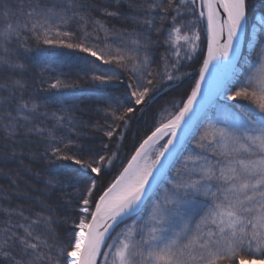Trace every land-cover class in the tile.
Here are the masks:
<instances>
[{"label":"snow or ice","instance_id":"6c2138e0","mask_svg":"<svg viewBox=\"0 0 264 264\" xmlns=\"http://www.w3.org/2000/svg\"><path fill=\"white\" fill-rule=\"evenodd\" d=\"M255 7V0H0V165L16 164L0 168L9 184L0 186V264H264V15L249 37ZM33 40L71 50L58 54L72 57L77 75L101 93L94 111L103 123L63 108L41 111L48 105L28 93L27 74L49 51L29 55ZM197 54L190 92L160 106L138 146L118 157L132 114L182 87L191 73L181 69ZM112 84L120 95L106 94ZM71 86L59 78L49 85ZM89 127L116 136V149L82 142ZM33 139L49 165L47 200L20 187H31L26 175L39 176L23 164ZM13 197L40 210L13 205Z\"/></svg>","mask_w":264,"mask_h":264},{"label":"trees","instance_id":"16d2710c","mask_svg":"<svg viewBox=\"0 0 264 264\" xmlns=\"http://www.w3.org/2000/svg\"><path fill=\"white\" fill-rule=\"evenodd\" d=\"M255 2L256 7L250 12L251 26L257 22L256 16L258 14H264V0H255ZM111 23H115L117 26H119L122 22L113 20ZM162 38L163 36L161 35V39ZM30 43L32 45L33 52L29 55H33L36 52L37 47L48 48L49 51L47 62H44L39 57H36V59L33 60L32 66L29 68V72L27 74L28 81L32 85V87L28 89V93L31 94L38 103H46L48 105L47 109L42 108L41 111H56L57 108H63L66 111L72 112L74 115L80 117L89 124L94 123L95 121H100V123H103L102 115L94 111L97 107H102L104 104L101 93L96 90L94 84L89 83L88 80L82 78V76L77 75L75 61L72 57H66L58 54L60 52H70L71 50L59 49L42 44L37 45L34 40L30 41ZM163 51V48H159L157 53L159 54ZM199 63L200 57L198 54L196 59L191 62L188 67L181 69L183 72L191 73V76H187L183 81H181L182 87L170 91L168 95L161 97V99L157 102V106L152 110L143 114H132L134 118L130 121L129 127L125 130L123 141L119 144V151L117 153L118 157H128L133 145L138 146L137 141L142 140L145 137V133L148 131L149 127L156 122V113L159 112L160 106L164 105V103H167L171 98H176L179 100L182 96L190 92L191 87L194 85L193 78L198 75L197 69ZM56 78H59L66 84L72 86L64 89L50 88L49 85L53 83ZM42 79L46 80L48 83L41 85ZM108 88L111 91L106 94L120 95L122 92L119 84L109 85ZM56 98L61 100L62 103H54V99ZM82 131H84L87 135L80 137L81 141L89 142L92 147L97 150L102 149L105 144H107L110 149H116L117 147L116 136H113L112 140L109 141V139L104 136L103 132L101 131H94L90 127L83 128ZM62 134V132H58V135ZM72 135L75 136L76 133L73 132ZM37 143L38 141L35 139H33L31 143L26 142L22 151L24 153V167L29 169L33 174L38 173L39 176L36 177L35 175H26L24 179L28 181L31 187L25 188L24 184H21L20 187L28 193L29 198L39 197L41 200H47L48 198L43 195V193L46 191V187L42 181L47 176L45 169L49 165L47 161L40 158L43 153V148L37 147ZM32 154H35V162H33ZM0 168H3L4 171H7L9 168L16 169V164H9L7 166L0 165ZM19 170L23 171V169ZM115 174V171L111 172L105 177V180L112 179ZM103 183L104 181L100 182L101 185ZM0 186L5 189H9V184L4 179H0ZM33 189L38 191H33ZM60 195V193H53L51 199L54 200ZM3 203L7 204V201H3ZM12 204H21L26 210H40V205L29 203L27 200L23 199L17 200L15 197H13ZM26 214H29L28 211H26ZM61 215H64V213H61Z\"/></svg>","mask_w":264,"mask_h":264},{"label":"rangeland","instance_id":"374dc122","mask_svg":"<svg viewBox=\"0 0 264 264\" xmlns=\"http://www.w3.org/2000/svg\"><path fill=\"white\" fill-rule=\"evenodd\" d=\"M259 15V14H258ZM257 15V16H258ZM256 16V17H257ZM257 21V20H256ZM257 22H255L253 25H255ZM251 30H252V26H251V24L249 25V29H248V36L250 37L251 36ZM203 41V40H202ZM201 47H204V45H203V43H202V45H201ZM245 52H247V49H246V46H245ZM197 56H198V54H197ZM229 103H235V102H232V101H230ZM242 103H247V102H242ZM164 104H166V103H164ZM175 173H173V175H174Z\"/></svg>","mask_w":264,"mask_h":264},{"label":"water","instance_id":"95a60500","mask_svg":"<svg viewBox=\"0 0 264 264\" xmlns=\"http://www.w3.org/2000/svg\"><path fill=\"white\" fill-rule=\"evenodd\" d=\"M261 15H264V14H262V13H260L257 17H256V20H257V18L259 17V16H261ZM245 50V49H244ZM207 87V86H206Z\"/></svg>","mask_w":264,"mask_h":264}]
</instances>
